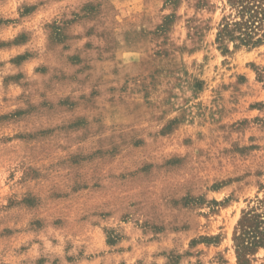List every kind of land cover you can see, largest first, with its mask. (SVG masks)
Listing matches in <instances>:
<instances>
[{"label": "rangeland", "instance_id": "rangeland-1", "mask_svg": "<svg viewBox=\"0 0 264 264\" xmlns=\"http://www.w3.org/2000/svg\"><path fill=\"white\" fill-rule=\"evenodd\" d=\"M223 6L0 0V264H239L264 44L222 53Z\"/></svg>", "mask_w": 264, "mask_h": 264}, {"label": "trees", "instance_id": "trees-1", "mask_svg": "<svg viewBox=\"0 0 264 264\" xmlns=\"http://www.w3.org/2000/svg\"><path fill=\"white\" fill-rule=\"evenodd\" d=\"M223 1L216 35L218 49L230 54L232 48L252 49L264 44V0ZM233 239L239 264H250V256L264 248V198H256L242 211Z\"/></svg>", "mask_w": 264, "mask_h": 264}]
</instances>
